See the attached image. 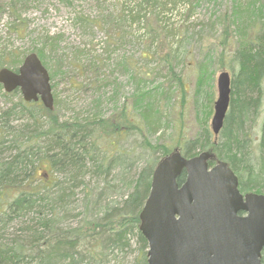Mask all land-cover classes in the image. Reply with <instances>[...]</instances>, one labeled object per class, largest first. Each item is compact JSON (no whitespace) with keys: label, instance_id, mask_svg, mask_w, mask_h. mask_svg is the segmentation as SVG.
I'll list each match as a JSON object with an SVG mask.
<instances>
[{"label":"rangeland","instance_id":"rangeland-1","mask_svg":"<svg viewBox=\"0 0 264 264\" xmlns=\"http://www.w3.org/2000/svg\"><path fill=\"white\" fill-rule=\"evenodd\" d=\"M70 1L0 0V62L18 68L27 54L44 51L38 55L50 73L54 115L62 122L119 116L124 107L130 114L141 117L148 111L149 116L143 132L131 129L113 138L112 156L127 155L105 173L90 166L78 186L68 173L44 176L49 184L55 178L61 182L55 193H67L60 213L65 226L82 222L90 192V203L100 199L102 209L121 206L141 170L157 156L147 142L182 149L204 126L211 128L220 73L236 77L237 53L252 43L264 55V0H159L162 5L145 0ZM13 22L17 30L11 28ZM58 35L57 49L44 44L46 36ZM22 100L20 90L7 93L0 84V162L14 153L9 146L27 120L4 112ZM260 100L258 114L246 124L255 154L262 137L264 89ZM26 103L34 108L33 102ZM101 146L109 148L108 140ZM48 170L44 166L43 172ZM31 216L12 223L5 238L21 233L36 220ZM133 248L126 256L128 264L140 255L136 243Z\"/></svg>","mask_w":264,"mask_h":264},{"label":"trees","instance_id":"trees-1","mask_svg":"<svg viewBox=\"0 0 264 264\" xmlns=\"http://www.w3.org/2000/svg\"><path fill=\"white\" fill-rule=\"evenodd\" d=\"M145 3L162 5L159 0H145ZM84 19L88 21L87 17ZM16 25L13 22L11 28L17 30ZM59 43V35L44 38V44L48 47L57 49ZM251 46L237 53L239 70L232 79L230 109L219 137L216 139L211 128L204 126L196 137L187 139L181 146L187 156L203 150L216 153L238 175L242 191L262 192L264 119L259 154H255L252 148L246 124L252 114H258L261 104L264 55L254 51ZM41 53L44 55V51L38 54ZM3 65L0 62V67ZM33 104V109L28 108L22 100V103L4 112L10 118L27 120L17 132L14 131V143L9 146L14 153L0 162V264H128L126 256L134 249L135 243L140 253L137 259L135 257V264H148L149 245L140 230V212L149 195L156 164L173 148L161 143L152 145L148 141L147 148L154 154L157 152V156L152 157L141 170L122 205H108L102 209L98 207L100 199L90 203L93 201L90 192L82 222L76 225L65 226L61 222L60 213L67 204V193L53 191L61 182L55 178L49 184L44 179L50 171L64 172L78 186L83 183L90 166L97 169L95 172L99 174L105 173L104 170L110 169L123 155H127L121 152L112 156L114 153L110 149L115 147L116 142L113 138L131 129L143 132L148 111H143L139 117L137 112L130 114L124 107L119 116L113 114L98 120L62 122L54 115V109L41 103ZM28 121L35 127L28 125ZM105 140L110 146L107 149L101 146ZM47 165L50 170L43 172ZM185 176L183 172L178 181L183 182ZM31 215L36 216V220L28 223L14 238H5V232L12 223Z\"/></svg>","mask_w":264,"mask_h":264},{"label":"water","instance_id":"water-1","mask_svg":"<svg viewBox=\"0 0 264 264\" xmlns=\"http://www.w3.org/2000/svg\"><path fill=\"white\" fill-rule=\"evenodd\" d=\"M231 80L228 71L218 77L211 120L215 136L230 106ZM0 83L7 92L20 88L26 101L42 100L54 109L49 71L35 52L16 71L0 68ZM215 158L208 151L187 156L177 147L155 166L140 212L148 264H264V193L243 194L226 161L210 165Z\"/></svg>","mask_w":264,"mask_h":264}]
</instances>
